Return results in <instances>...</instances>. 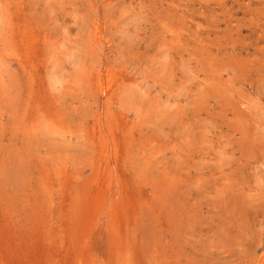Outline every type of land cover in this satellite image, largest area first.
I'll return each instance as SVG.
<instances>
[{"label": "rangeland", "instance_id": "374dc122", "mask_svg": "<svg viewBox=\"0 0 264 264\" xmlns=\"http://www.w3.org/2000/svg\"><path fill=\"white\" fill-rule=\"evenodd\" d=\"M0 264H264V0H0Z\"/></svg>", "mask_w": 264, "mask_h": 264}]
</instances>
